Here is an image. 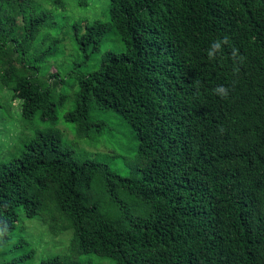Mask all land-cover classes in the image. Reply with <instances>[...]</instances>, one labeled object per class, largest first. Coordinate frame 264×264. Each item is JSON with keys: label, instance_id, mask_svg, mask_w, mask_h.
I'll use <instances>...</instances> for the list:
<instances>
[{"label": "trees", "instance_id": "1", "mask_svg": "<svg viewBox=\"0 0 264 264\" xmlns=\"http://www.w3.org/2000/svg\"><path fill=\"white\" fill-rule=\"evenodd\" d=\"M107 12L73 25L75 45L88 58L113 33L123 51L75 78L63 118L76 133L93 126L91 110L117 114L137 140L131 173L35 131L0 159V231L20 214L71 230L66 251L41 264H264V0H109ZM48 17L0 0V90L23 121L54 126L37 81L47 51L34 44Z\"/></svg>", "mask_w": 264, "mask_h": 264}, {"label": "rangeland", "instance_id": "2", "mask_svg": "<svg viewBox=\"0 0 264 264\" xmlns=\"http://www.w3.org/2000/svg\"><path fill=\"white\" fill-rule=\"evenodd\" d=\"M35 11H45L49 15V30H42L35 41V47L47 51V65L50 70L46 75L39 73V81L48 88L56 104V125L43 124L34 118L23 121L19 113V100H11V92L0 90V159L6 161L10 154H19L22 145L35 131H45L49 141L56 145L60 134V147L74 157L101 162L110 171L122 177L131 173L132 160L137 148L129 126L117 114L101 110H91L90 130H84V122L74 126L64 121L63 114L73 108L77 76L94 71L100 64L105 50L115 54L123 51L119 38L109 33L93 55L85 58L74 42V24L93 21H106L109 0H58L56 6L44 0H22ZM21 25L20 18L16 19ZM43 68H45L43 66ZM55 74L53 78L48 75ZM65 97L60 105L59 99ZM98 121L104 123L99 129ZM72 238V231L52 233L46 224L38 218L28 219L18 216L13 230L0 231V264L13 261V264H41L53 255L63 254ZM33 252L32 256L29 253ZM84 259V257H83ZM95 264H113L110 259L94 257Z\"/></svg>", "mask_w": 264, "mask_h": 264}]
</instances>
